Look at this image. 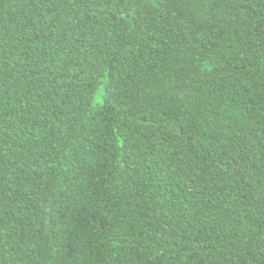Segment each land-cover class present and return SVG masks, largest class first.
Here are the masks:
<instances>
[{
  "label": "trees",
  "instance_id": "obj_1",
  "mask_svg": "<svg viewBox=\"0 0 264 264\" xmlns=\"http://www.w3.org/2000/svg\"><path fill=\"white\" fill-rule=\"evenodd\" d=\"M0 264H264V0H0Z\"/></svg>",
  "mask_w": 264,
  "mask_h": 264
}]
</instances>
